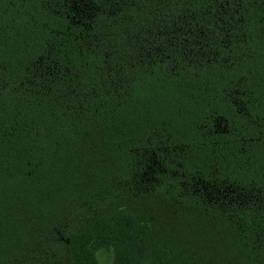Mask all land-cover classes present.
<instances>
[{"label": "trees", "instance_id": "1", "mask_svg": "<svg viewBox=\"0 0 264 264\" xmlns=\"http://www.w3.org/2000/svg\"><path fill=\"white\" fill-rule=\"evenodd\" d=\"M0 264H264V0H0Z\"/></svg>", "mask_w": 264, "mask_h": 264}, {"label": "snow or ice", "instance_id": "2", "mask_svg": "<svg viewBox=\"0 0 264 264\" xmlns=\"http://www.w3.org/2000/svg\"><path fill=\"white\" fill-rule=\"evenodd\" d=\"M204 39H205L206 41H209V40L214 39V37L209 33V34H206V35L204 36Z\"/></svg>", "mask_w": 264, "mask_h": 264}]
</instances>
